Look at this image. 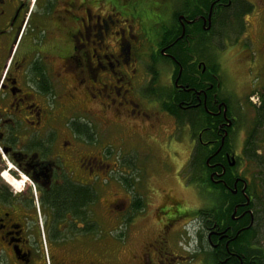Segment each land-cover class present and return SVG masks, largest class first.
Segmentation results:
<instances>
[{
	"label": "flooded vegetation",
	"instance_id": "af4514ba",
	"mask_svg": "<svg viewBox=\"0 0 264 264\" xmlns=\"http://www.w3.org/2000/svg\"><path fill=\"white\" fill-rule=\"evenodd\" d=\"M247 3L243 44L255 10L263 32L264 0H0V264H264V41L252 59L222 24ZM232 53L240 93L227 88ZM167 138L188 146L176 176L197 205L132 180L135 157L113 146ZM159 192L168 202L136 244ZM102 208L131 239L106 247Z\"/></svg>",
	"mask_w": 264,
	"mask_h": 264
},
{
	"label": "rangeland",
	"instance_id": "374dc122",
	"mask_svg": "<svg viewBox=\"0 0 264 264\" xmlns=\"http://www.w3.org/2000/svg\"><path fill=\"white\" fill-rule=\"evenodd\" d=\"M255 1V0H253ZM258 11L255 10L250 16L248 17L249 22H251V26H248V34L251 36L252 42L246 41L243 44L244 39L240 36L241 38V43H236V39L232 42L234 43V46H239L241 51L248 52V54L252 57V59L258 58L259 55L261 54L260 49L258 48L260 40L261 42L264 41V21H261L262 24V29L258 33V27H260V20L258 19ZM228 32H230L228 30ZM232 32V31H231ZM230 34V33H229ZM235 35L232 32V36ZM238 41V39H237ZM233 48L232 46H230ZM236 48L231 49L230 52H233ZM239 50V49H238ZM237 51V50H235ZM258 55V56H257ZM240 57L238 53H232L230 58H229V64L227 65V70L230 73L228 75V83H227V88H233L236 92L240 93L243 91L244 88V82H242V73H244L245 66L242 67L241 64L239 65ZM242 67V68H241ZM241 68V70H240ZM240 70V71H239ZM255 70L249 73L248 79L250 82L254 79L255 77ZM231 78V79H230ZM243 86V87H242ZM97 128L99 129V125H97ZM171 130L168 129L166 131L170 132ZM163 133L159 135L162 136ZM164 136V135H163ZM101 138L103 142H110V136L105 135V131H101ZM167 147L166 145L162 144V142H158L161 146H156V144L151 143V144H146L143 146H136V147H121L117 144H113L114 147H117L119 149H122L124 153L126 151L130 152L134 157V164H133V174L131 179L136 180L138 177L139 178H144L147 181L148 187L150 189H158L159 188H165L167 190H171L170 195L181 198V202L185 206L192 207L193 205H197L200 203V199L194 198L192 192L189 189H184L180 186L182 184L183 178L176 176V172L180 166L181 163H184L185 159L188 156V151H186L187 147L186 145H182L177 143L174 147L168 146L169 145V140L170 138H167ZM174 139H178L179 142L183 141L186 139V133L184 130H179L175 133ZM111 146V145H110ZM148 148H145V147ZM147 151L151 150V154L144 153V149ZM172 149H177L180 153V156L178 159L174 162L167 161V153H169ZM115 151L119 152L118 149H115ZM121 151V150H120ZM153 154H156L159 157V161L155 160V157ZM162 159V160H161ZM161 161V163H160ZM181 162V163H180ZM173 167H172V166ZM132 173V172H131ZM183 175V171L181 172ZM114 177V175H113ZM147 187V186H146ZM112 191H116L113 187L109 188V185L107 187V192H104L102 200H104L106 197L111 198ZM118 197H125V193L120 190L117 192ZM110 200V199H109ZM165 202L167 203L168 200L162 196V194L159 192L158 195L157 193L149 195V205L146 208L145 212H141L138 217L135 218L134 220V225L131 227V233L133 236V239H136V244H139L142 239H147L152 237V233L154 232V228L157 226L155 224V218H156V212L155 208L156 206L161 203ZM102 213L105 215L103 216V224H102V230H101V236L103 239V242H108L106 247H110V242L113 243V240L122 236H126V233L129 234V237L131 239L129 227L128 229H124V227L119 226L117 224H109L106 221L107 219V212L102 208ZM139 213V212H138ZM155 213V217H154ZM106 218V219H105ZM112 216L110 217V219ZM129 226V225H128ZM130 241V240H129ZM119 258L121 261H125L126 258L124 257L123 253L119 255Z\"/></svg>",
	"mask_w": 264,
	"mask_h": 264
},
{
	"label": "trees",
	"instance_id": "16d2710c",
	"mask_svg": "<svg viewBox=\"0 0 264 264\" xmlns=\"http://www.w3.org/2000/svg\"><path fill=\"white\" fill-rule=\"evenodd\" d=\"M240 7L239 5H236L235 7H230V9L227 11V17H228V20L229 21L227 23V21H223L222 24H227L226 25V30L228 31H232V32H237V33H241V26L242 25V22H241V15L244 14V12H250L251 11V5L250 4H246V8L244 9V11L240 12ZM217 25H218V22H217ZM217 28V27H216ZM225 37L223 39H227V40H235L236 37L238 38L237 34L235 35H231L229 34V32H227L226 35H224ZM143 208V202H142V199L141 197H136V200H135V211H139Z\"/></svg>",
	"mask_w": 264,
	"mask_h": 264
}]
</instances>
